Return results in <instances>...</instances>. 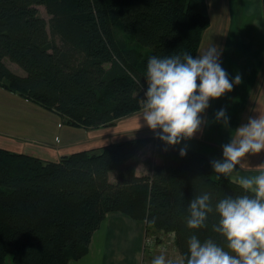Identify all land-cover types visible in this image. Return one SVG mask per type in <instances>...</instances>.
Here are the masks:
<instances>
[{"label":"trees","instance_id":"16d2710c","mask_svg":"<svg viewBox=\"0 0 264 264\" xmlns=\"http://www.w3.org/2000/svg\"><path fill=\"white\" fill-rule=\"evenodd\" d=\"M211 24L208 0H0V85L57 110L70 126H109L143 110L148 58L198 55ZM114 27L127 41L116 40ZM7 59L25 76L12 73ZM149 145L161 162L147 159L150 174L138 175L137 155ZM211 160L158 136L112 142L57 161L0 147V264L79 260L111 212L145 220L146 235L173 234L182 258L193 233L226 246L213 229L215 212L204 227L186 224L194 195L210 192L214 203L245 194L239 183L215 172Z\"/></svg>","mask_w":264,"mask_h":264},{"label":"clouds","instance_id":"9594fccd","mask_svg":"<svg viewBox=\"0 0 264 264\" xmlns=\"http://www.w3.org/2000/svg\"><path fill=\"white\" fill-rule=\"evenodd\" d=\"M222 50L209 45L192 55L188 51L148 58L147 89L142 100V117L166 145H178L193 137L204 123L202 115L212 99L231 91L240 83L221 62ZM199 80V83H197ZM215 120L230 126L228 108L215 110ZM222 155L210 164L215 172L231 176L243 158L264 150V112L248 116L247 122L232 131L231 139L222 144ZM180 155L187 154L180 147ZM245 194L225 195L213 203L210 192L194 195L189 200L186 224L190 228L204 227L209 213L218 215L213 225L222 234L226 246L209 237L203 241L193 233L188 239L185 258H166L162 252L151 264H264V172L246 177L238 176Z\"/></svg>","mask_w":264,"mask_h":264},{"label":"crops","instance_id":"0c3cea01","mask_svg":"<svg viewBox=\"0 0 264 264\" xmlns=\"http://www.w3.org/2000/svg\"><path fill=\"white\" fill-rule=\"evenodd\" d=\"M259 2L261 5L260 0ZM208 3L212 24L203 37L199 52L209 45L215 44L222 50L221 62L223 67L233 76L239 73L242 79L240 83L234 84L231 91L211 100L210 107L202 114L206 123L193 137L182 142L198 153L214 159L221 157V146L231 139L232 131L236 127L246 123L248 116L264 112V74L252 75L242 70L243 45L239 48V56L232 53L234 30L237 27L232 12H236V9L234 11L229 3L230 13L229 11L224 12L225 0H208ZM211 5L216 7V12L211 11ZM242 11L247 12V9L242 8ZM228 14H230V17ZM252 45V43L246 45V52ZM239 61L240 63H238ZM6 65L9 67L7 62ZM11 65L18 66L12 63ZM15 69L16 72L14 73L16 75L25 76L19 66ZM258 81H262V83L256 85ZM197 83H199V80H197ZM2 98H4L5 103H0V135L2 137H14L19 144L17 142H14V144L4 143L9 139L3 140L5 138H2L0 146L13 152L23 150L21 147L25 149V144L21 143H26L28 148H31L26 150V153L36 155L43 160L57 161L62 156L71 155L77 151L100 149L112 142H121L141 136H157V130L151 129L144 122L143 110L119 119L112 125L86 129L68 125L67 119L57 110H49L0 85V99ZM3 104L9 110L14 109V113H3ZM221 106L228 108L231 127H225L222 122L215 120V110ZM18 110L23 111L25 116ZM37 110L38 114L35 116L34 112ZM49 113L59 114L64 122L58 123L57 118L50 116ZM32 118L35 121H41L43 132L40 134L35 132L33 121L32 123L27 122V119L31 120ZM44 119L46 120L45 126L43 125ZM26 129H30L31 132L28 131L29 133L25 134ZM30 143L35 146L30 145ZM148 149H150V152L146 155L147 159L151 158L154 161L160 159L154 154L153 145L147 146L137 155L139 161L138 175L149 173L150 169L146 164L145 157H139L141 153ZM260 172H264V150L257 154H248L243 158V164L238 165L237 170H234L231 176L228 177L238 183V176L251 177L258 175ZM114 177L115 173L111 174L112 180H114ZM145 236V220L134 219L122 212H111L93 234L88 254L79 260L71 261L69 264H143Z\"/></svg>","mask_w":264,"mask_h":264},{"label":"rangeland","instance_id":"374dc122","mask_svg":"<svg viewBox=\"0 0 264 264\" xmlns=\"http://www.w3.org/2000/svg\"><path fill=\"white\" fill-rule=\"evenodd\" d=\"M229 3L232 5L234 11L236 9V12H232V13L234 14L235 23L237 25V27L234 30V33H235V36L233 38L234 48L232 50V53L233 54L236 53V55L239 56V48L241 47V45H243L242 61H241L242 70L246 71L248 74H252V75L264 74V13H263V9H262V4L260 5L259 0H231V1L225 0L224 12L229 11V13H230V8L228 5ZM211 7H212L211 11L216 12L215 11L216 7L213 5H211ZM242 8L243 9L246 8L247 12H244V11L241 12ZM38 9H39V14L43 18H45V20L47 22H49L50 16L48 15L45 7L39 6ZM228 16L230 17V14H228ZM113 29H114L115 38L117 41L126 40L127 37H125L122 34L121 30L118 27H114ZM250 43H252L253 45L246 52V45H249ZM245 57H246V59H245ZM6 62L9 65V67H8L9 70L12 73L16 72L15 68H17L18 66L15 67V66L11 65L12 62H9L8 60ZM238 63H240V61ZM12 64H14V63H12ZM14 65H16V64H14ZM21 72L23 74H25V72L22 69H21ZM248 76H250V75H248ZM261 83H262V81H258L256 83V85H259ZM4 96H7V95H4ZM143 96H144V92H143ZM3 99L4 98L0 99V103H5ZM2 109H3V111H2L3 113H14V109L9 110L4 104L2 105ZM18 111L22 112V114L25 116L23 111H21V110H18ZM34 114L36 116L38 114V110L35 111ZM49 114H50V116L56 117L58 120V123L64 122L63 118L59 114H53V113H49ZM32 121H33V123H32ZM27 122L33 124V126L35 128V132H37L38 134L43 132L40 120L35 121L32 118L31 120L27 119ZM45 124H46V120L44 119L43 125L45 126ZM6 126L9 128L8 124H6ZM17 131H19V130L17 129ZM28 131L31 132L30 129H28V130L26 129L25 134ZM2 138H5L3 140L9 139L8 141H5L4 143L14 144V142H17V144H19L18 140L14 137H11V136L10 137L9 136L2 137L0 135V142H1ZM21 144H25V149H24V147H21V149H23V150L13 151V152H15V153H26V150L31 149V148H28L26 143H21ZM30 145H32V144L30 143ZM13 146H15V145H13ZM32 146H35V145H32ZM5 149H7V148H5ZM8 150H10V149H8ZM149 152H150V149L141 153L139 157L140 158L145 157V159L147 161L146 155ZM155 162L160 163L161 159H158V161H155ZM148 174H150V173H148ZM166 233L167 232H165V231L160 232L162 245L156 247L153 250V253H151V254H143V264H151L153 257L159 255L162 252L166 255V258H172V259H181L182 258L181 253H180L179 249L177 248V245H175L173 238L169 234H166ZM162 234H163V236H162ZM144 242H145V240H144ZM7 264H10V261H8Z\"/></svg>","mask_w":264,"mask_h":264},{"label":"built area","instance_id":"2783aa9c","mask_svg":"<svg viewBox=\"0 0 264 264\" xmlns=\"http://www.w3.org/2000/svg\"><path fill=\"white\" fill-rule=\"evenodd\" d=\"M169 235L173 238L174 243H175V236L173 234H169ZM160 245H162L161 234L160 235H155V234L146 235L144 247L147 249V254L153 253V250Z\"/></svg>","mask_w":264,"mask_h":264}]
</instances>
